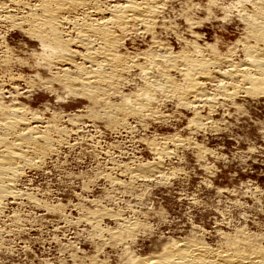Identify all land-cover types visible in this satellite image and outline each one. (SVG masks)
<instances>
[{
    "label": "rangeland",
    "instance_id": "374dc122",
    "mask_svg": "<svg viewBox=\"0 0 264 264\" xmlns=\"http://www.w3.org/2000/svg\"><path fill=\"white\" fill-rule=\"evenodd\" d=\"M186 1L195 5L189 17L197 25L189 29L184 19H173L182 8V1L171 4L172 32L169 36L162 34L161 40L174 52L188 49L186 42L198 46L207 43L221 55L234 51L230 59L237 54L233 63L242 61L240 42L245 40L246 32L236 11L228 7L236 0H218L209 12L207 0ZM7 30L3 29L2 34L12 56L29 60L28 54L36 49V44L18 30ZM133 37L126 43L130 52L147 49L148 37L145 42L139 35ZM234 47L236 52L231 50ZM17 68L21 69H10L12 75L23 73L27 79L20 86L15 82L24 92L20 102L52 120L48 135L59 137L52 132L54 126L71 130L68 136H61L63 148L47 157L42 168L24 171L18 190L28 198L16 204L5 203L0 216V264H130L133 257H151L172 242L190 240L200 241L212 250L226 249L233 242L240 243L242 250H264V94L248 93L245 84L236 82L239 86L233 88L234 92L229 89L230 93L239 90L237 96L234 94L236 98L220 96L217 86L226 81L216 75L218 81L205 87V95L210 100L215 95L218 102L209 107L201 105L202 109L191 98L187 100L191 104L180 106L174 99L164 100L156 105L159 114L141 123L129 118L126 129H122L97 115L92 114L96 117L93 118L85 109V99H65L60 91L50 94L43 82L34 80L32 70L26 66L20 71ZM172 76L179 80L175 73ZM1 87L4 86L0 83ZM6 90L12 91L9 87ZM135 90L134 85H129L121 91L129 95ZM195 113L201 116L199 128L192 125ZM74 116L83 118L73 120L71 128L68 120ZM87 121H93V125ZM174 139L180 143L172 145ZM163 145L169 151L166 157L158 154ZM147 164L158 165L160 172H143L140 179L131 181L129 172L137 173L139 167ZM119 222L133 228L125 229ZM93 226H97V232ZM116 233L122 234L121 238ZM113 235L120 242L119 238L112 239ZM117 242L121 244L118 246Z\"/></svg>",
    "mask_w": 264,
    "mask_h": 264
},
{
    "label": "bare ground",
    "instance_id": "6f19581e",
    "mask_svg": "<svg viewBox=\"0 0 264 264\" xmlns=\"http://www.w3.org/2000/svg\"><path fill=\"white\" fill-rule=\"evenodd\" d=\"M180 1L182 8L178 13L173 11L177 13L176 16L173 15V19H184L190 29L195 24L189 17L195 5L192 1L186 0H0V83L4 86L0 88V216L5 210L6 202L16 204L18 200L28 198L18 190V183L25 175L24 171L30 172L41 167L47 157L53 156L58 149L63 148L65 142L61 140V136H68V131L71 130L57 129V126H54L56 130L52 132H56L59 137L56 135L58 138H52L48 135L53 128L52 120H46L42 112L39 113L20 102L24 98V92L15 85V82L20 86V83L23 85L27 79H24L23 73L14 75L13 72L12 75L11 68L28 67L32 70L34 80L38 83L43 82L50 94L60 91L65 99L67 96L81 97L86 100L88 106L85 109L91 116L97 115L96 117H102L109 123H117L116 125L121 126L122 129H126L125 121L129 118H136L141 123L145 118L159 114L156 105L164 100L174 99L180 106L189 103L187 100L191 98L204 107L207 104L208 107L211 106L209 104L212 102H218L217 99L215 100V95L212 96L215 101L206 98L208 95H205L206 86L217 80L216 75L226 81L217 86L218 92H216L220 96L223 95L228 99L233 98L234 94L237 96L239 94L237 88L236 93H233V88L237 86L236 82L245 84L247 87L246 89L244 87V90L248 93L264 94V0H236L228 6H232L236 11V17L243 24L242 29L246 32L245 40L240 42L243 60L238 61L239 63H233L237 54L230 60L235 54L234 51H229V54L227 51L225 55H221L207 43L198 46L194 42H186L185 47L187 46L188 49L174 52L170 45L161 40L162 34L167 35L172 32L169 16L171 4L181 3ZM217 2L218 0H207V12L216 7ZM3 29L18 30L29 42L36 44V49L28 54L29 60L12 56L2 34ZM134 35H139L144 42L148 37L147 49L129 51L126 43L133 40ZM236 47L231 50L236 52ZM222 67L226 68L222 70ZM2 73L8 74V82L5 75L4 80ZM172 73L178 75V81L174 79ZM28 84H31L29 79ZM28 84L26 86H29ZM45 85L42 84V87ZM129 85H134L136 90L124 95L121 90ZM6 87L12 91L6 90ZM230 88L232 93L229 92ZM195 114V123L192 125L199 128L200 125L202 126L201 116ZM78 118L81 120L83 117ZM78 118H69L68 123H71V128H74L72 125L74 121H80ZM92 122L86 123L93 125ZM171 142L172 145L180 143L175 139ZM161 148H159L160 152L156 150L158 147L155 151L165 157L169 155L167 146ZM151 165L139 167L141 170L138 168L137 173L129 172L130 180L135 182L141 178L140 173L150 174L159 167ZM158 169L157 171L160 172ZM110 181L116 185L122 184L117 180ZM97 220L100 222V218ZM93 221L98 222L94 218ZM87 222L91 223L86 221V224ZM120 225L123 227L126 224L122 222ZM131 227L125 226V229L130 230ZM119 235L121 238L122 234ZM118 238L114 236L112 239ZM228 244L230 245L229 241ZM240 246H242L240 243L233 242L226 249L212 250L196 240L172 242L163 246L157 255L147 258L133 257L134 259L129 262L130 264H264L263 249L251 248L252 250L246 251L244 245L243 250Z\"/></svg>",
    "mask_w": 264,
    "mask_h": 264
}]
</instances>
